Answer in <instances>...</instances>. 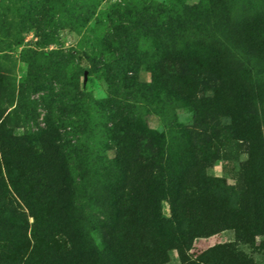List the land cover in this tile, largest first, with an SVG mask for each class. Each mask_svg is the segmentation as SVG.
<instances>
[{
  "label": "rangeland",
  "instance_id": "1",
  "mask_svg": "<svg viewBox=\"0 0 264 264\" xmlns=\"http://www.w3.org/2000/svg\"><path fill=\"white\" fill-rule=\"evenodd\" d=\"M217 60L243 100L226 91ZM0 122V190L29 221L36 264H74L61 221L96 264H112L110 234L145 231L136 194L115 197L122 144L152 164L163 234L194 144L210 187L197 190L191 219L216 232L190 223L184 257L230 243L264 264V240L231 221L252 140L254 177L264 176V0H0ZM43 134L68 172L63 197L40 166ZM20 247L0 241V264H19ZM168 255L163 264H182L177 249Z\"/></svg>",
  "mask_w": 264,
  "mask_h": 264
},
{
  "label": "trees",
  "instance_id": "2",
  "mask_svg": "<svg viewBox=\"0 0 264 264\" xmlns=\"http://www.w3.org/2000/svg\"><path fill=\"white\" fill-rule=\"evenodd\" d=\"M216 68L226 91L232 97L243 100L237 88L235 72L219 60L216 62ZM1 128H3L2 122H0ZM50 138L51 135L48 134H43L39 138L40 166L49 175L55 194L63 197L68 191V172L62 156L52 145ZM257 150L258 141L252 140L248 157L243 162L242 187L238 192L235 191L231 200L234 210L231 221L236 220V229L243 228L248 234L253 235V238L260 237L264 240V176L259 179L254 177ZM190 154V160L181 163L184 169L170 197L172 220L175 226L171 232L163 234L157 228L161 219L158 195L153 187L152 164L144 163L137 157H133L123 144L117 148L116 157L122 175L115 189V197L117 200H122L126 192L133 191L136 194L137 209L140 213L139 221L147 227L137 236L135 234H110L108 247L112 264H163L168 260L170 249H177L182 257V264H252V261L237 245L232 246L230 243L211 246L195 260L184 257L183 251L188 249L190 244L186 235L190 223L196 226L198 235L216 232V230L207 231L206 227L199 223L200 219L197 222L191 219V211L198 213L199 210V196L194 198L197 190L202 189L205 192L209 190V182L203 177L202 171L210 163L199 156L194 144L190 146ZM262 165L264 167V161ZM223 190L229 192L228 188H223ZM0 213L14 221H24L22 227H16L11 223L6 228L0 220V241L9 242L12 239H19L21 246L19 264H36L33 261L36 247L30 244L26 235L29 221L16 204L5 199L1 190ZM239 215L240 217L243 215L244 218H240ZM221 222L225 223L226 219H222ZM59 227L62 228V234L70 243L68 253L75 259L74 264H96L93 255L85 252L73 229L63 221L60 222ZM214 255L216 258L210 260V257ZM58 264L65 263L59 262Z\"/></svg>",
  "mask_w": 264,
  "mask_h": 264
}]
</instances>
